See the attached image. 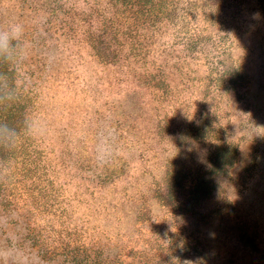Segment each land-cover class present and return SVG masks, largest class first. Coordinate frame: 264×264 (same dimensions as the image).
Returning <instances> with one entry per match:
<instances>
[{
	"label": "trees",
	"instance_id": "16d2710c",
	"mask_svg": "<svg viewBox=\"0 0 264 264\" xmlns=\"http://www.w3.org/2000/svg\"><path fill=\"white\" fill-rule=\"evenodd\" d=\"M9 1L46 20L41 30L24 25L26 45L41 41L40 57L15 67L0 62V128L12 130L0 135V218L7 221L0 236L7 246L59 264H264V226L235 200L217 203L222 183L240 180L233 178L236 130L227 131L221 106L194 107L208 84L188 85L190 64L193 73L206 66L215 73L208 93L235 113L236 105L249 109L256 56L245 41L263 24L247 4L255 2L264 18V0H217L207 10L197 0L185 16L177 12L181 0ZM199 11L217 13L215 23L198 19ZM49 38L52 48L76 47L73 58L91 48V58L120 66V82L101 83L107 92L82 89L76 103L74 96L65 102L78 110L77 120L59 129L47 119L43 97L48 90L59 100L65 85L47 71ZM261 57L264 65V50ZM170 59L179 64L177 78ZM101 119L115 125L120 144V155L106 161L95 139L107 132L93 126ZM203 120L213 134L197 136ZM196 142L199 149L187 150Z\"/></svg>",
	"mask_w": 264,
	"mask_h": 264
},
{
	"label": "rangeland",
	"instance_id": "374dc122",
	"mask_svg": "<svg viewBox=\"0 0 264 264\" xmlns=\"http://www.w3.org/2000/svg\"><path fill=\"white\" fill-rule=\"evenodd\" d=\"M181 1H183L181 6L183 9L177 10V12L185 16V12L187 10H190L191 7L193 8V2L197 0ZM212 2L214 4H217V0H204L200 3H202V6H204L203 9L207 10L208 7L205 6V4L208 5V3ZM5 3L6 4L3 6L6 7L4 10L5 13L0 15V22L2 24L1 27L6 28L12 21H19L24 25L29 23L32 26H37L38 30L42 29L40 27L41 23L46 20L42 13H38L32 9H25L20 12L18 8H16L15 6H11V1L7 0L5 1ZM28 3L29 0H27L26 6ZM247 6L249 14L255 20L262 22L263 24L262 28L256 31L254 33V36H251L249 42L248 40L245 41L247 44H251L255 48L256 56L255 66L252 64L253 74H255L253 76L250 94L248 97L246 96V98H248L249 109L243 110L241 107H239V105H236L235 113L232 109L231 103L225 106L226 102L221 100V98L218 97V94L213 95V98L212 94L208 92L212 87L211 84L215 83V80H213L215 73L211 72L210 69L206 66L201 67L199 70H197V72L193 73V71H195L197 67L194 63L190 64V67L193 71L189 72L188 74V76L190 77V80H188V85L197 84V79H200L202 83L205 82L206 84H208L209 87L207 90L199 88L200 93L202 94V96L206 97V99H197L194 107H197L198 109H205L208 105L221 106L220 108H224L223 113L226 112V114H223L225 115V119L223 120V122H225V126H228L227 131H230V128L236 130L235 135L231 136V139L233 140L232 142L234 143V148L236 150H239V153L236 155V158H238L237 171L235 172L233 178L235 180L236 178L240 180L238 183H235V181L233 183H222V188L219 191L217 203H229L231 201L234 202L235 200L239 205H245L248 212H251L253 214L252 220L256 225L264 226V65L262 62L263 57H261V53L264 50V18L262 16V13L255 7V2L250 1ZM9 10H12V12L7 13V11ZM172 16L174 18L173 20L177 22L178 19H176L175 14H173ZM216 18L217 13L213 16V14L210 12L207 15H201V12H198V19H200L201 21L205 19V23L214 24ZM53 40V38L47 39L51 47V49H49L47 53V63L49 65V69L47 68V71H49V76H53V80H56V78L58 80H61L64 77L65 85L57 89V91L59 92L57 94L59 100H54L52 98L54 94L49 92L48 90V95L43 93V97L45 100V105L50 104L47 108V111L49 113L47 119L51 122L54 128L59 129L77 120L78 110H74L75 107L72 103L65 102L70 101V99H72V97L74 96L73 102L76 103L77 99H74L76 98L75 96L80 99L82 95H85V93L81 94L82 89L86 90L89 88L92 90L91 92H96V89H99V91L101 90L102 93L107 92L103 90V88L106 87L105 84L102 85L101 83L111 78L116 79L120 82V66L103 63L97 57H92L93 60H90L92 58L89 56L88 52H90L91 54L94 53L91 48L89 50L87 49L86 51L82 50L83 58L80 56L79 58H73L70 53L72 52V49L74 50V48L76 47H72V45L68 43V46L71 49H66L62 46H59L58 48H52V44H55ZM39 42L41 41L38 40L34 42V44L27 43V45H30L31 47L30 56L35 59L40 57L38 55L39 48H37V46H40V44H38ZM33 46H35L36 49H33ZM259 54L260 57H258ZM61 58L64 59L62 63L59 62ZM178 65L179 64L174 59H170L169 69L174 73V76L176 78L180 72L179 68H177ZM59 69H61V71ZM193 88L194 86L188 88V90H191ZM210 96L211 98H209ZM188 99L191 100V102H195L196 100L190 97H188ZM85 108H87V106L83 104L81 109ZM219 112L222 113V111ZM243 113H245L246 115H244ZM238 114L241 115L242 119L240 123L238 121H234V118L237 117ZM215 116L216 118L219 117L218 114H216ZM246 116L247 119L245 120ZM99 121L104 122V124L100 126V124L93 122V126L96 127V130L98 127H100L101 131H103L104 133L107 132V134L102 137V139H95V141L98 143L97 154L102 161H106L107 159L120 155V144L115 141V125H110L111 123L107 122L106 120L104 121L101 119ZM208 124L209 123L207 120H203V124L201 125V127L205 126V128H203L202 131L198 130L199 135H197V132L196 135L205 136L209 133L213 134V132H209V129L207 127ZM238 136H240L241 138L240 142H237L236 140V137ZM184 138L186 139V141H188L187 143H189L191 140L195 139L194 133L192 135H185ZM194 148L199 149L200 144L196 142L195 146H190L187 150L194 151ZM5 226L7 227L10 234H15L13 227H11L10 225ZM8 248L9 246H7V243L3 239V236H0V249ZM12 250L14 249L12 248ZM28 250L29 249H26L24 250V252H28ZM32 256L34 259L37 258L38 264H59L56 261L43 262L34 253L32 254ZM255 260V257L248 258L247 262L254 263ZM0 264H2V262H0Z\"/></svg>",
	"mask_w": 264,
	"mask_h": 264
},
{
	"label": "clouds",
	"instance_id": "9594fccd",
	"mask_svg": "<svg viewBox=\"0 0 264 264\" xmlns=\"http://www.w3.org/2000/svg\"><path fill=\"white\" fill-rule=\"evenodd\" d=\"M25 26L19 21H12L6 28H0V62L17 66L25 63L31 55L30 45L24 42ZM29 130H35L34 124H29ZM0 135L10 137L12 130L7 127L0 128ZM7 221L0 218V225ZM11 241V237H8ZM0 262L2 264H38L30 252L23 249L12 250L11 243L8 249H0Z\"/></svg>",
	"mask_w": 264,
	"mask_h": 264
}]
</instances>
